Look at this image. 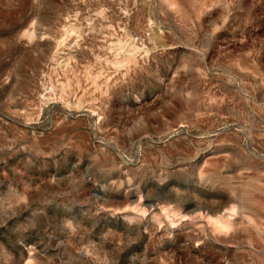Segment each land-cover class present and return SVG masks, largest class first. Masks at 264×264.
I'll use <instances>...</instances> for the list:
<instances>
[{"label": "rangeland", "instance_id": "374dc122", "mask_svg": "<svg viewBox=\"0 0 264 264\" xmlns=\"http://www.w3.org/2000/svg\"><path fill=\"white\" fill-rule=\"evenodd\" d=\"M0 264H264V0H0Z\"/></svg>", "mask_w": 264, "mask_h": 264}]
</instances>
